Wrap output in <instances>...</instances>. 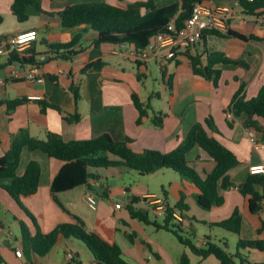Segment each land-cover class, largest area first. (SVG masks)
Segmentation results:
<instances>
[{
	"label": "crops",
	"instance_id": "0c3cea01",
	"mask_svg": "<svg viewBox=\"0 0 264 264\" xmlns=\"http://www.w3.org/2000/svg\"><path fill=\"white\" fill-rule=\"evenodd\" d=\"M36 1L41 4L44 13L30 6L27 8L28 22L20 23L12 12L13 0H0V16L3 18V23L0 25V39L4 37L10 39L20 34L37 32L38 40L33 43L36 47L40 36H43L40 41L41 45L37 48L38 53L41 54L38 60L48 57V60L44 61L41 66L45 75L44 82L39 83L26 78V71L29 67L9 65L7 64L8 57L0 56V77L5 79V84L0 86V102L21 98L28 100L11 115L8 114L7 105L0 106L2 138L0 158L10 149L13 139L22 130H28L33 137L40 140H45L49 133L59 134L66 142L91 140L108 134L115 141L131 139L130 147L137 153L145 150L169 153L186 139L195 124L204 123L208 117H212L218 133L209 132L210 135L217 138L236 155L240 166L230 172L233 187L228 191L220 190V194L225 199L220 207H213L209 211L198 205L194 207L190 198H196L199 192L194 186H188L185 192V203L189 205L190 211L186 212V219H182L185 229L197 236L198 225L210 229L207 224L226 220L236 209H239L243 216V229L240 237L246 240H264V231L258 233L264 221V210L255 215L251 214L249 197L245 198L240 193L250 175V167L264 164V151L255 149L241 122L234 121L230 125L227 117L233 98L242 88L243 94L249 100L256 97L264 86V43L209 36L206 46L200 42L188 53L180 54L166 68L153 63L161 69L162 74V90L155 91L149 88L148 72L151 64L143 66L124 55L133 48L132 46L129 49V47L118 45H97L95 40L98 34L91 28L80 27L73 31L66 30L62 27L58 16L59 12L81 3L108 2L125 7L127 4L148 0ZM154 1L158 8L171 6L178 2V0ZM207 5L226 12L230 29H244L246 25H249L254 36L264 39V24L261 23L264 16H246L236 0H211ZM32 18H36V22H31ZM81 33L84 34L81 45L76 48L79 55L71 62L54 59L45 45L47 43H69L74 35ZM205 50L222 52L233 61L243 60L248 68L236 65L218 66L223 73L218 86H215L212 82L193 73L189 59V54H203L205 62ZM98 60L105 63L101 71L91 69L84 72L87 64ZM14 71L18 74L10 78L9 74ZM138 75L141 76V80ZM72 87L78 90V99L72 92ZM133 94H137L142 102L151 106L149 117L143 119L141 125L137 124L139 113L132 100ZM40 102L55 105L60 108V112L48 109L42 113ZM154 113L162 115L163 126L161 128L155 127L152 122ZM75 116H79L78 122L68 121L69 118ZM261 122L264 124V121ZM32 161L39 162L42 168L40 187L36 195L21 198V200L36 220H39V226L44 234L50 233L60 224H76L77 221L73 216H77L84 221L87 232L97 233L105 241L118 244L122 249L123 258L128 263L179 264L182 256L187 254L186 250L183 251L174 245L166 249L156 240H151L149 235L166 231L159 230L152 225L140 224L138 220L132 218L122 201L115 202V205L122 204L121 210L114 207L109 217L104 218L103 207L99 208L100 199L110 198L111 200L116 194H111L109 189H105L106 194L105 192L92 193L97 187L104 186L100 181L91 182L88 186L58 194L55 197L51 186L64 163L51 159L42 152L24 150L18 169L19 176L24 175ZM188 161L202 179H205L215 167V163L199 148L188 154ZM125 171L120 170L122 174H125ZM96 173L101 177L100 173ZM177 175L174 176L176 177L174 188L164 190L166 195L161 197L165 198L170 206H174L182 198L183 190L180 184L183 180L179 174ZM8 183V181H0V185ZM89 193L98 198V210L94 211L98 215L91 220L81 211L86 205L84 198ZM152 197H155V194L148 192L142 194L146 203L152 201ZM55 198L67 209V212L61 209ZM146 209L139 210L147 212ZM191 218L197 221L191 222ZM9 220L14 226L6 230L4 221ZM20 222H24L32 233L34 232L31 220L18 202L0 187V234L2 235L0 245L6 264H102L84 243L75 239L61 241L44 258L38 257L33 252L29 256L24 254L23 258H17L16 250H23ZM125 228L141 233L143 238L139 239L136 236L133 241H125L122 235L129 233L128 230L125 232ZM16 231H19V237L16 236ZM205 237H210L212 241L211 236ZM238 240L239 237L236 236V242ZM197 244L204 246L205 240L200 239ZM68 253L74 254L72 262L67 259ZM190 253L187 254L190 259L191 255L196 257L195 261L191 259L193 264H203L211 258L204 260L192 254L191 251ZM247 254L253 263L264 262V253L251 251Z\"/></svg>",
	"mask_w": 264,
	"mask_h": 264
},
{
	"label": "trees",
	"instance_id": "16d2710c",
	"mask_svg": "<svg viewBox=\"0 0 264 264\" xmlns=\"http://www.w3.org/2000/svg\"><path fill=\"white\" fill-rule=\"evenodd\" d=\"M119 1L122 2L123 0ZM209 1L211 0H182L164 8H158L154 0L127 4L125 7L112 5L108 2L81 3L59 12L58 16L61 19L62 27L66 30L73 31L80 27L91 28L98 34L95 40L97 45L134 46L141 51L148 47L155 36L166 30L172 19H176V28L179 30L191 17L196 5L207 4ZM236 1L246 16H264V0ZM30 6H34L39 12L44 13L41 4L36 0H13L12 12L20 23L28 22L27 8ZM47 14L53 15L52 13ZM2 23L3 18L0 16V25ZM83 35V33L74 35L69 43H47L45 45L54 59L71 62L79 55L76 48L81 45ZM209 36L237 39L242 42L264 43V39L254 36L249 25H246L244 29H229L226 34L206 31L201 40L204 46L207 45ZM8 40V37L0 39V49L5 46ZM204 54L206 56L205 62L203 54H189L193 73L212 82L215 86H218L223 73L218 66L236 65L248 68L243 60L233 61L222 52L205 50ZM40 55L37 47L32 44L23 52H13L8 57L7 64H17L22 68L35 65L42 66L44 62L38 60ZM104 66L105 63L101 60L94 61L86 65L84 72L91 69L101 71ZM138 78L141 80L140 75ZM52 79L55 78L52 77ZM72 92L78 99V90L72 87ZM132 100L139 113L137 124L141 125L143 119L149 117L151 106L142 102L137 94H133ZM27 101L26 98L15 99L0 102V106L7 105L8 114L11 115ZM40 105L42 113L48 109L60 112V108L55 105H49L45 102H40ZM228 110L234 116V119L229 120L230 125L234 121L241 122L247 131H253L257 134L260 143H264V124L261 122L264 121V86L256 97L249 100L243 94L242 88L233 98ZM78 120L79 116L68 119L69 122H78ZM152 122L155 127L161 128L163 126L162 115L154 113ZM209 132L218 133L215 120L212 117H208L204 123L195 124L186 139L172 152L162 153L157 150H145L142 153H137L130 147L131 139L115 141L108 134L91 140L66 142L59 134L49 133L45 140H40L33 137L28 130H22L13 139L10 149L0 158V181L9 182L0 185V187L18 202L34 227L32 233L24 222H20L24 254L29 256L33 252L38 257L44 258L61 241L75 239L84 243L102 264H131L123 258L122 249L118 244L105 241L97 233L87 232L84 221L77 216H73L77 221L76 224H60L50 233L44 234L42 232L36 218L20 202L21 198L32 197L38 193L42 175L41 165L36 161L30 162L23 176L18 175L25 149L32 152H42L49 158L64 163L51 186L52 194L55 197L58 194L88 186L91 182H99L101 177L96 173L99 169L124 168L136 171L141 175H153L162 170H171L191 181L199 192L196 196L198 206L209 211L213 207H220L224 204L225 199L220 194V190L228 191L233 187L230 172L240 166V161L236 155ZM1 141L0 133V144ZM196 148H199L215 163L214 169L207 174L205 179L198 175L188 161V154ZM103 187L109 189L107 185ZM240 193L245 198L249 197L251 214L255 215L262 212L264 209V176L249 175ZM181 195V200L174 206L165 203L166 211L162 217V223H158L156 220L151 221L148 212L134 208L133 205L137 203V198L131 201L127 209L132 218L171 233L181 245L204 260L214 257L219 264H264V262L253 263L248 257L247 253L251 251L264 253V240H246L240 237L243 229V216L239 209H236L226 220L207 224L210 228L217 227L239 237L234 255L229 253L228 244L224 240L214 243L210 237H205V245L199 246L195 241L196 234L187 232L185 229L183 220L186 219L185 215L186 212L190 211V207L185 203L186 195L184 193ZM55 200L67 212V209L57 198ZM175 215H178L179 219ZM191 219V222L197 221L194 218ZM263 231L264 221L258 233ZM1 249L2 246L0 245V252ZM245 252L247 253L245 254ZM0 264H6L1 254ZM179 264L193 263L189 256L184 254Z\"/></svg>",
	"mask_w": 264,
	"mask_h": 264
},
{
	"label": "built area",
	"instance_id": "2783aa9c",
	"mask_svg": "<svg viewBox=\"0 0 264 264\" xmlns=\"http://www.w3.org/2000/svg\"><path fill=\"white\" fill-rule=\"evenodd\" d=\"M247 1L254 2V0ZM261 23L264 24V19L261 20ZM229 29V17L224 10L213 9L207 4H198L194 7L191 17L186 21L183 28L178 30L176 28V19H172L166 30L155 36L146 49L139 51L132 46L133 48L124 55L143 66L156 63L162 68H166L169 66L170 62L175 60L180 54L187 53L198 45L202 40L204 32L216 31L226 34ZM37 40V32H29L14 36L6 42L2 49H0V55L9 57L15 51L23 52ZM17 74L18 72L14 71L9 74V77L13 78ZM26 78L39 83L44 82L45 75L43 74L42 67L38 65L29 67L26 71ZM3 84H5V79L0 77V86ZM227 117L229 120L234 119L232 112L229 110L227 112ZM247 136L256 150L264 151V143L258 141L255 132L247 131ZM249 172L250 175L264 176V164L250 167ZM84 202L90 210H98V198L93 194H87L84 198ZM156 203L160 205L157 208L158 212H156L157 215L155 216L163 217L166 211V205L165 203L163 204L161 200H157ZM115 208L121 210L123 206L118 203L115 205ZM175 217L179 219L178 215H175ZM15 255L17 258H23V250H16ZM67 259L72 262L74 254L68 253Z\"/></svg>",
	"mask_w": 264,
	"mask_h": 264
},
{
	"label": "rangeland",
	"instance_id": "374dc122",
	"mask_svg": "<svg viewBox=\"0 0 264 264\" xmlns=\"http://www.w3.org/2000/svg\"><path fill=\"white\" fill-rule=\"evenodd\" d=\"M36 18H32L31 22H36ZM42 35L39 38L38 47H40V41L42 40ZM131 46H129V49ZM149 88H152L155 91L162 90V78H161V69L156 66V64L149 65ZM191 166V165H190ZM120 170H126L125 174H122ZM98 173L101 175L100 183L102 185H107L109 187V191H111V194H116L115 198H101L100 199V205L99 208H102V213L105 215L104 218L109 217V213H112L113 208L115 207L116 201H122L126 206H128L132 200L137 198V203L133 205L134 208L137 210L139 209H146L149 218L151 221L156 220L158 223L163 222L162 217H155L153 213L158 212L157 208L160 204H157V200H161L164 203L167 202L165 198H161L166 192L164 190L168 191L170 188H174L176 185V181L174 176H178L174 171L168 170V171H161L158 173H155L153 175H141L140 173L132 170L127 169H121V168H115V169H99L97 170ZM200 175H202L200 173ZM179 178V177H178ZM183 180V183L180 184L182 187V192L185 194L188 186H193L190 180L185 179L183 177H180ZM105 192L104 187H97L94 189L92 193L94 194H102ZM150 193L155 194V197H152L151 200L146 203L145 199L142 198V194L144 193ZM186 195V194H185ZM193 198V197H192ZM190 198L191 202L193 201L194 207L197 206V200L196 198ZM116 199V200H115ZM20 202L23 201L20 199ZM151 203L149 206L147 204ZM62 209V208H61ZM111 210V212H110ZM85 217H88L89 220L94 219L97 217V213L90 210L86 205L83 206L82 210ZM39 221V220H38ZM37 221V222H38ZM90 222V221H89ZM140 222V221H138ZM142 222H140L141 224ZM39 224V222H38ZM144 224V223H142ZM14 225L11 223V221H4V227L7 230L10 227H13ZM91 226V223H90ZM153 226V225H152ZM126 229V228H125ZM128 229L125 230V232ZM128 234L122 235L124 236L123 239L127 242L133 241L136 236L139 239H142L141 233H137L134 230L129 229ZM198 235L195 238V241L198 243L200 239H204L205 236H211L212 241L214 243H217L219 241L227 242L228 244V251L230 254L234 255L236 253V235H233L231 233H228L224 231L223 229L213 227V228H205L203 226L198 225L197 228ZM16 236L19 237V231L15 232ZM126 235V236H125ZM151 240L159 242L164 248L169 249L173 245L177 248H180L181 250H186L187 254H191L189 250H187L185 247L180 245L176 238L171 233L166 232H159L148 236ZM2 238V235L0 234V239ZM133 239V240H132ZM2 259L4 260L5 257L3 256L2 252H0ZM196 258V257H195ZM194 256L191 255L192 260H196ZM199 260V259H198ZM5 262V260H4ZM203 264H218V261L211 257L208 261H206Z\"/></svg>",
	"mask_w": 264,
	"mask_h": 264
},
{
	"label": "water",
	"instance_id": "95a60500",
	"mask_svg": "<svg viewBox=\"0 0 264 264\" xmlns=\"http://www.w3.org/2000/svg\"><path fill=\"white\" fill-rule=\"evenodd\" d=\"M46 60H48V57H46V58H44V59H41L40 62H44V61H46ZM241 188H242V186H241Z\"/></svg>",
	"mask_w": 264,
	"mask_h": 264
}]
</instances>
